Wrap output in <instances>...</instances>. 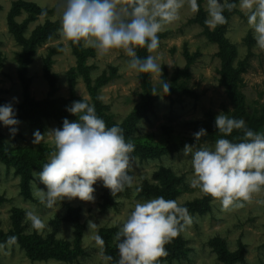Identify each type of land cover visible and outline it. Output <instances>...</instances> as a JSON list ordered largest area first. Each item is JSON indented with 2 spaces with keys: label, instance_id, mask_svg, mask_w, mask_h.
Segmentation results:
<instances>
[{
  "label": "rangeland",
  "instance_id": "374dc122",
  "mask_svg": "<svg viewBox=\"0 0 264 264\" xmlns=\"http://www.w3.org/2000/svg\"><path fill=\"white\" fill-rule=\"evenodd\" d=\"M14 1L16 0H0V97L4 99L5 104L11 103L13 108H16L23 101L22 85L17 74L18 54L22 52L23 47L8 30L7 16ZM25 1L51 10L29 21L25 36H30L36 26L43 25L47 20L59 23L60 0ZM239 2L236 7L238 12L230 16L224 34L235 46V67L247 54L245 37L250 34L253 38V32L247 25V16L240 10ZM202 6L206 11V0H202ZM28 16L29 13L21 9L15 20L22 23ZM193 18L195 13L185 4L180 10V18L164 27L163 31L171 30L172 33L159 39L157 50L148 52V55L156 57L157 63L161 65L162 76L157 73L148 75L151 88L160 95L151 93L154 112L140 119L133 134L134 138L146 137L159 141L164 134L163 127H166L173 136L185 140L186 144L212 148L215 141L206 136L198 142L195 141L193 133L196 130L189 123L207 120L208 114L215 117L222 111L229 117L234 116L233 102L228 97L224 85L219 82L222 67V58L218 55L219 46L201 34L202 27L198 23H192ZM207 27L213 30L208 25ZM79 48L92 52L86 55L82 65H79L72 43L62 41L58 31L53 39L41 44L27 67L30 97L35 101L57 98L67 101L71 106L77 99L93 105V96H97L108 107L107 113L112 115V119L120 123L146 94L140 78L142 73L128 67L129 58L122 50L113 49L105 56H98L96 50L84 47L82 42ZM185 50L193 55L187 68ZM251 51L253 54L246 60V70L236 75L237 90L244 96L245 113L241 119L248 127L256 126V132H264V52L256 48L255 41ZM49 53L52 59L50 71L57 75L54 91H51L43 71L44 58ZM86 68L89 83L83 75ZM72 75L74 78L71 85ZM104 77L107 82L93 91L98 80ZM165 80L169 83V92L166 95L161 86ZM43 121L45 128L39 131L45 133V137L38 144L32 143L33 133L38 129L31 128L27 119L15 126L18 131L14 135L4 126L1 131L5 135V141L13 147H53L48 131L58 128L57 121ZM161 166L170 168L180 177L176 196L178 203L184 205L203 196L199 189L190 186L193 176L191 161L190 157L184 156L183 149L158 158L132 160L129 173L133 176L132 186H126L119 192L114 198V204L106 209L101 207L105 188L102 181L98 180L93 185V202L81 201L79 198L64 199L53 208H48L35 196L37 187L45 188L38 178L36 181L34 179V172L39 170L32 171L30 194L25 196L20 192L19 177L14 174L13 169H6L0 162V231L16 238L15 243H0V264H107L108 261L104 259L106 255L97 240L99 231L103 228H115L112 242L117 245L116 234L135 203L152 199L138 196L137 188L144 179L152 181V172ZM243 204V207H232L225 211L219 201L212 199L210 209L206 213H189L192 223L181 232L189 247L187 258L155 264H224L217 259L209 244L216 236L226 241L230 252L237 249L238 242L244 245V260L236 264H264V190L254 193L251 201ZM68 206L78 210L79 221L84 225L81 252L72 261L56 258L31 259L20 247L17 241L19 236L37 234L47 242L67 240L73 244V226L66 219ZM14 210L22 211L20 228L14 226ZM28 211H34L45 222L46 227L42 232L32 228L31 222L26 219Z\"/></svg>",
  "mask_w": 264,
  "mask_h": 264
},
{
  "label": "clouds",
  "instance_id": "9594fccd",
  "mask_svg": "<svg viewBox=\"0 0 264 264\" xmlns=\"http://www.w3.org/2000/svg\"><path fill=\"white\" fill-rule=\"evenodd\" d=\"M187 4L191 12L200 10L197 0H60L58 34L62 41L96 50L105 56L111 50H122L129 58L127 65L137 73H157L162 76L156 57L141 58L137 49L149 53L159 47L158 33L180 18ZM229 0H206L205 24L214 29L227 22L224 11H232ZM240 10L247 16L256 48L264 52V0H240ZM164 95L169 83L162 81ZM153 95H160L155 89ZM16 99V98H13ZM66 111L77 119H63L62 127L48 131L53 151L42 169L34 172L45 188L37 187L35 196L48 208L64 199L79 198L93 202V185L99 180L115 196L131 187L133 176L131 153L134 143L126 141L119 124L106 125L96 114L94 105L82 99L73 101ZM11 103L0 105V122L14 135L20 123ZM216 130L229 136L234 130L243 132L239 142L226 138L215 141L214 147L185 144L183 154L190 157L192 179L190 186L205 196L220 202L223 210L243 207L254 193L264 190V132L253 131L243 119L229 117L224 112L215 116ZM207 135L200 128L193 133L196 142ZM33 144L45 133L34 131ZM32 228L43 231L45 222L34 211L26 212ZM188 209L174 199L157 196L137 201L116 234L119 259L116 264H155L167 255L165 245L191 225ZM98 242L103 243L100 237ZM15 237H9L15 243ZM111 261V256H105Z\"/></svg>",
  "mask_w": 264,
  "mask_h": 264
},
{
  "label": "trees",
  "instance_id": "16d2710c",
  "mask_svg": "<svg viewBox=\"0 0 264 264\" xmlns=\"http://www.w3.org/2000/svg\"><path fill=\"white\" fill-rule=\"evenodd\" d=\"M231 3L238 4L239 0H229ZM200 5V10L195 13V18L191 20L192 23H198L202 27L201 34L206 37L210 42L216 43L219 46L218 55L222 58V67L220 71L219 82L224 85L226 93L230 100L233 102L235 111L233 118L241 119V116L245 113L244 107V96L237 90L236 86V75L239 72L246 70L247 62L246 60L253 54L251 51V46L255 41L250 34L245 37L247 44V54L245 57L238 61V65L235 67L233 62L236 58V49L233 44L225 37V32L229 23L230 16L238 12L237 8L232 11L225 10L224 16L227 22L223 25L216 26L213 30H209L206 20V11L203 9L202 0H197ZM24 9L29 13L28 18L22 23H18L15 20V16L20 13V10ZM51 11L48 8H41L37 4L28 2L25 0H16L12 3L10 12L7 16L8 30L13 35L16 42L22 45L23 50L18 54V67L17 74L22 85V95L23 101L14 108L16 113V119L19 121L28 120V124L31 128H37L38 130H43L45 128L44 119L57 121L58 128L62 127V122L64 118H67L70 122L75 121L77 118L71 113L66 111V107L70 106L67 101L61 99H45L43 101H35L29 95V83L30 78L27 77V67L32 60V56L35 54L36 49L43 43L53 39L59 29V23L57 21L47 20L43 25H38L32 31L30 36H25V31L29 21L35 19L41 14H45ZM172 33L171 30H165L158 33L159 39L165 38ZM74 53L79 59V65L83 64L86 55L92 52H85L79 48V45L72 44ZM53 51V50H51ZM137 55L141 58L148 56V51L146 49H137ZM184 56L186 58V68L189 66L193 55L189 54L187 50L184 51ZM52 63L51 54H47L44 58L43 71L46 79L49 82L51 91L55 90V81L57 75L50 71V66ZM85 80L89 83V78L87 76V68L83 73ZM149 73L141 74V83L143 89L145 90V96L137 102L133 109L128 115L120 122L117 123L112 119V115L107 113L108 107L104 105L100 98L93 96L94 107L96 114L102 118L106 125L111 127L112 125L119 124L124 130V136L126 141L134 143L135 150L131 153V158L134 160L138 158L143 161L150 158H158L163 155L172 154L184 148L187 143L185 140L180 139L172 135L169 128L163 127L164 134L159 141H153L147 139L146 137L134 138L133 134L137 130V124L142 118L148 117L150 113L154 112L153 98L151 92L153 88L150 86L148 80ZM74 75L70 78V84L73 83ZM107 82V78H101L98 80L93 91L97 90L99 86ZM92 91V92H93ZM80 100V99H77ZM85 101V100H83ZM4 99L0 97V105H4ZM208 119L195 120L189 123L191 127L198 131L200 128L206 129V137L209 140L216 141L219 138H226L232 140L233 142H239L240 138L243 136L241 130H234L231 135L223 136L219 133L214 125L215 117L208 114ZM4 125L0 122V162L3 163L6 169H13L14 174L19 177L20 192L25 196H29V182L32 178V171L34 169L41 170L42 166L47 162V158L53 151V147L47 145H39L38 147H25L16 146L13 147L5 141V135L1 131V127ZM247 128L255 131L256 126L246 124ZM6 127V126H4ZM9 131V127H6ZM10 132V131H9ZM152 181L144 179L141 185L137 188L138 196L144 198H154L157 196H163L165 199H174L178 194L177 185L180 182V177L175 175L168 167H159L152 172ZM109 189L104 188L103 202L101 207L106 209L114 204V198ZM213 198L210 196H203L201 198H196L191 202H187L183 206L188 209L189 213L197 212L199 214H204L210 209V202ZM2 201V198H0ZM20 210H14L13 220L14 226L20 228ZM66 219H68L73 226L74 240L71 244L67 240H54L53 242H47L37 234L23 235L19 236L17 241L19 245L26 254L31 259H49L56 258L64 261H72L80 252V244L82 239V233L84 225L79 221V213L76 208L70 206L67 207ZM56 230V229H55ZM54 230V232H55ZM115 228H103L99 231L98 237L103 241L101 244L102 251L106 256H111L112 260L108 261L107 264H116L119 259L118 250L116 245L112 242V237ZM10 235H5L0 231V243H5L9 241ZM210 246L217 255V259L224 264H236L241 263L244 260V245L238 242L237 249L233 251H228L226 247V241L221 237H213L209 241ZM167 255L160 257L156 262H172L174 260L180 261L184 260L188 256L189 247L187 242L180 233L171 242L165 245Z\"/></svg>",
  "mask_w": 264,
  "mask_h": 264
}]
</instances>
